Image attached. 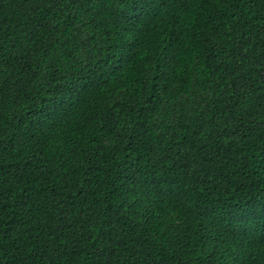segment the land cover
Returning a JSON list of instances; mask_svg holds the SVG:
<instances>
[{
  "label": "trees",
  "instance_id": "obj_1",
  "mask_svg": "<svg viewBox=\"0 0 264 264\" xmlns=\"http://www.w3.org/2000/svg\"><path fill=\"white\" fill-rule=\"evenodd\" d=\"M0 264H264V0H0Z\"/></svg>",
  "mask_w": 264,
  "mask_h": 264
}]
</instances>
